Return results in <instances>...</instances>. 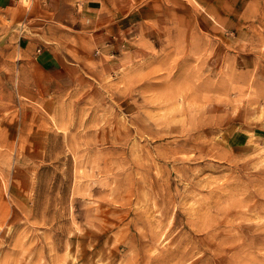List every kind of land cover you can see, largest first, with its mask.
I'll return each mask as SVG.
<instances>
[{
  "label": "rangeland",
  "instance_id": "rangeland-1",
  "mask_svg": "<svg viewBox=\"0 0 264 264\" xmlns=\"http://www.w3.org/2000/svg\"><path fill=\"white\" fill-rule=\"evenodd\" d=\"M65 1L0 10V264H264V0Z\"/></svg>",
  "mask_w": 264,
  "mask_h": 264
},
{
  "label": "crops",
  "instance_id": "crops-1",
  "mask_svg": "<svg viewBox=\"0 0 264 264\" xmlns=\"http://www.w3.org/2000/svg\"><path fill=\"white\" fill-rule=\"evenodd\" d=\"M18 0H0V10L18 8ZM47 10L59 14L66 8L65 0H43L42 2ZM15 9V10H17ZM36 13V9L33 10ZM16 19V18H14ZM17 24L23 23L16 20ZM38 44L26 36H20L17 40V48L22 53V58L18 61L22 74L30 78L28 90L37 92L46 91L55 84H61L62 78L68 77L71 67L67 65L66 58L56 55L52 49L47 47H38Z\"/></svg>",
  "mask_w": 264,
  "mask_h": 264
}]
</instances>
